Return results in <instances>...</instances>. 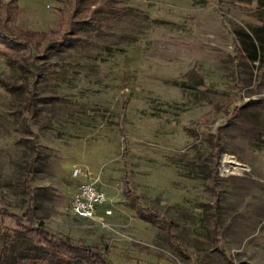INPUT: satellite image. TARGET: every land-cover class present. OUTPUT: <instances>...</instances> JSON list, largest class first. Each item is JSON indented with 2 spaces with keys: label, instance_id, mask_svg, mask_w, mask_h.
I'll return each mask as SVG.
<instances>
[{
  "label": "rangeland",
  "instance_id": "rangeland-1",
  "mask_svg": "<svg viewBox=\"0 0 264 264\" xmlns=\"http://www.w3.org/2000/svg\"><path fill=\"white\" fill-rule=\"evenodd\" d=\"M28 29L31 55L0 43L28 89L0 83V206L24 208L32 161L35 217L113 264H264V0H0V38ZM88 176L101 223L69 210Z\"/></svg>",
  "mask_w": 264,
  "mask_h": 264
},
{
  "label": "trees",
  "instance_id": "trees-1",
  "mask_svg": "<svg viewBox=\"0 0 264 264\" xmlns=\"http://www.w3.org/2000/svg\"><path fill=\"white\" fill-rule=\"evenodd\" d=\"M257 31L261 28L257 27ZM20 36H5L0 38V43L8 49L27 50L29 55L33 51V43L28 36H44V33L34 30H26ZM70 34V33H69ZM246 36V35H244ZM254 41L250 40V51L247 53L249 59L254 60L258 49H262L264 44V32L260 36L254 35ZM250 39V38H249ZM75 44V39L60 34L45 42V55L50 52H57L67 49ZM17 48V49H16ZM7 92L21 91L28 89L24 85H12L6 81L0 82ZM25 116L23 118L26 127L32 114V101L28 100ZM33 175V163L29 162L24 178L21 180L22 189L25 193L26 203L20 213L10 210L8 207L0 206V264H73L78 259H85L87 264H113L106 259L102 252L95 247L82 242L69 239L66 235H61L50 228L48 229L41 220H38L33 212L36 204L34 188L30 183ZM123 193L126 196H136L138 194L130 188L129 180L124 179ZM11 218L16 223L15 230L4 235V227L1 225L3 219ZM25 219L24 221L22 219ZM217 239H219V233Z\"/></svg>",
  "mask_w": 264,
  "mask_h": 264
},
{
  "label": "built area",
  "instance_id": "built-area-1",
  "mask_svg": "<svg viewBox=\"0 0 264 264\" xmlns=\"http://www.w3.org/2000/svg\"><path fill=\"white\" fill-rule=\"evenodd\" d=\"M81 173L75 166L71 168L70 175L76 176ZM89 177V176H88ZM110 203V199L105 193L98 188L95 179H84L78 183L76 189L72 192L69 210L75 216L83 218H91L96 216V208L102 205L104 213H110L111 209L106 207V204ZM105 206V207H104ZM101 223L102 218L96 216Z\"/></svg>",
  "mask_w": 264,
  "mask_h": 264
},
{
  "label": "bare ground",
  "instance_id": "bare-ground-1",
  "mask_svg": "<svg viewBox=\"0 0 264 264\" xmlns=\"http://www.w3.org/2000/svg\"><path fill=\"white\" fill-rule=\"evenodd\" d=\"M226 157H224V160H227V159H225Z\"/></svg>",
  "mask_w": 264,
  "mask_h": 264
}]
</instances>
